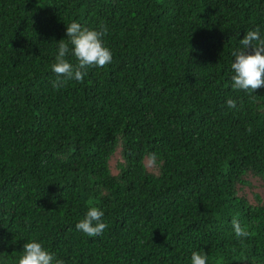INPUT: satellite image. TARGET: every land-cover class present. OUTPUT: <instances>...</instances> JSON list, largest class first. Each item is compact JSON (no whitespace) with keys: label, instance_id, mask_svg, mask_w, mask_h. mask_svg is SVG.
I'll return each mask as SVG.
<instances>
[{"label":"trees","instance_id":"trees-1","mask_svg":"<svg viewBox=\"0 0 264 264\" xmlns=\"http://www.w3.org/2000/svg\"><path fill=\"white\" fill-rule=\"evenodd\" d=\"M73 21L106 25L112 60L54 89ZM257 27L264 0H0V264L31 240L53 264H264V87H231Z\"/></svg>","mask_w":264,"mask_h":264},{"label":"clouds","instance_id":"clouds-1","mask_svg":"<svg viewBox=\"0 0 264 264\" xmlns=\"http://www.w3.org/2000/svg\"><path fill=\"white\" fill-rule=\"evenodd\" d=\"M107 32L106 25L91 29L76 21L67 24L66 36L69 42L60 40L55 60L51 64V71L56 75V79L52 81L54 89H60L72 80L82 82L90 67H104L111 63V50L103 40ZM69 43L73 46L71 49ZM239 44L240 47L232 52L234 60L231 63V87L234 90L255 92L264 87V35L259 27L248 30ZM69 53L74 56L76 63L66 58ZM227 105L230 109L237 108L236 101L231 98L227 100ZM103 215L100 208L89 206L84 218L75 227L89 237L101 235L107 228V224L102 221ZM232 226L236 238L241 242L250 236V232L235 217L232 219ZM53 261V254L36 240L24 243L23 253L18 258V264H53ZM55 264H64V261L56 259ZM191 264H208L207 254L193 251Z\"/></svg>","mask_w":264,"mask_h":264},{"label":"rangeland","instance_id":"rangeland-1","mask_svg":"<svg viewBox=\"0 0 264 264\" xmlns=\"http://www.w3.org/2000/svg\"><path fill=\"white\" fill-rule=\"evenodd\" d=\"M117 155L111 160V169L112 171L115 173L116 172V168H115V163H116V159H117ZM146 165L149 169H152V163L148 160H146ZM257 185V183H255ZM257 191H259L261 193V195L264 197V188H260L257 187Z\"/></svg>","mask_w":264,"mask_h":264}]
</instances>
